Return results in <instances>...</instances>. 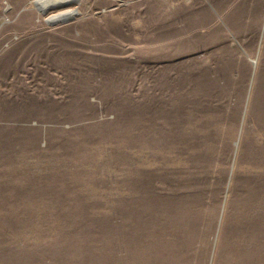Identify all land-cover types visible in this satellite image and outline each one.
Segmentation results:
<instances>
[{
	"label": "rangeland",
	"instance_id": "1",
	"mask_svg": "<svg viewBox=\"0 0 264 264\" xmlns=\"http://www.w3.org/2000/svg\"><path fill=\"white\" fill-rule=\"evenodd\" d=\"M0 264H264V0H0Z\"/></svg>",
	"mask_w": 264,
	"mask_h": 264
},
{
	"label": "bare ground",
	"instance_id": "2",
	"mask_svg": "<svg viewBox=\"0 0 264 264\" xmlns=\"http://www.w3.org/2000/svg\"><path fill=\"white\" fill-rule=\"evenodd\" d=\"M76 1L77 0H32V2L34 3V6H36L38 10L44 11V12L51 8H60L64 6H69L75 3ZM72 12H73V9H70V8L65 9V10L58 12L53 17L54 18L65 17L67 15L72 14Z\"/></svg>",
	"mask_w": 264,
	"mask_h": 264
},
{
	"label": "water",
	"instance_id": "3",
	"mask_svg": "<svg viewBox=\"0 0 264 264\" xmlns=\"http://www.w3.org/2000/svg\"><path fill=\"white\" fill-rule=\"evenodd\" d=\"M72 13H76V10H73V12ZM54 15H52L51 17H53ZM66 18H64V20H65Z\"/></svg>",
	"mask_w": 264,
	"mask_h": 264
}]
</instances>
